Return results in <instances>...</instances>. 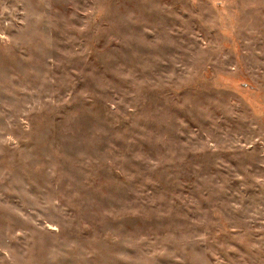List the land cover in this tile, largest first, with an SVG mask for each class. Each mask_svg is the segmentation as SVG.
Returning <instances> with one entry per match:
<instances>
[{"label":"rangeland","instance_id":"1","mask_svg":"<svg viewBox=\"0 0 264 264\" xmlns=\"http://www.w3.org/2000/svg\"><path fill=\"white\" fill-rule=\"evenodd\" d=\"M0 264H264V0H0Z\"/></svg>","mask_w":264,"mask_h":264}]
</instances>
